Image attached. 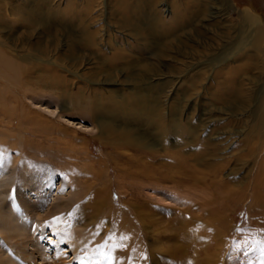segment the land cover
<instances>
[{"label":"rangeland","instance_id":"374dc122","mask_svg":"<svg viewBox=\"0 0 264 264\" xmlns=\"http://www.w3.org/2000/svg\"><path fill=\"white\" fill-rule=\"evenodd\" d=\"M147 1L56 0L55 33L30 35L18 20L4 32L12 59L29 67L17 52L39 58L23 87H9L21 124L0 118L7 200L23 194L32 204L25 236L0 240L4 260L260 264L264 208L253 198L264 200V61L251 50L211 60L238 44L222 36L238 10L251 7L264 25V0H230L228 11L216 0L198 17L200 0ZM136 4L138 29L122 28L135 25ZM162 9L156 25L151 13ZM84 13L106 33V49L88 46ZM159 46L168 56L155 54ZM168 118L170 136L159 141Z\"/></svg>","mask_w":264,"mask_h":264},{"label":"bare ground","instance_id":"6f19581e","mask_svg":"<svg viewBox=\"0 0 264 264\" xmlns=\"http://www.w3.org/2000/svg\"><path fill=\"white\" fill-rule=\"evenodd\" d=\"M55 1L56 0H21V3H17L16 0H0V118H2V119L6 118V123L9 124L10 128H12V126L15 123L20 125L21 124V121H20L21 118H20V116L16 118L15 117L16 114L12 115L13 113H11L12 112L11 109H9L7 106V103L9 101H11L9 98V95H11V91L9 90L10 89L9 87H13L14 89L23 87L24 83L28 82L29 79L32 77L31 75H28V74H30L31 71L36 69L37 65L34 63V61L39 60V58L37 57L36 54H31V53H27V54L25 53L23 55L22 54L20 55L19 52H17L14 49L15 52H17L16 56H14V57H17L23 61H26L30 65H29V67H26V66L20 64L19 62L15 61L14 59H12L10 57V54L11 55L13 54V52H12L13 49L11 48V46L9 44L10 42H8L10 37H4L3 36L4 32L6 31L9 34V32H11L12 28H13V27L12 28L9 27V24H12V22L14 20H18L21 23H24L26 27H28L27 29H28V33L30 35H32L34 32H36L37 29H43V31L48 30V31L55 33L56 32L55 27H54L55 24L53 25V23H52L53 21L51 22L49 19V14H52V13L54 14L55 11L59 10V9L58 10L53 9L56 7L59 8V6L55 5ZM87 1L90 2L92 0H87ZM200 1L204 5V7L201 10H198L197 17L199 15L200 16L201 15L202 16L208 15V13H209L208 9L209 8L207 6L209 4H213L214 2L216 3V0H200ZM153 2H154V0H152L150 3L149 2L148 3L153 4ZM217 3H219L221 10L222 9L226 10V11L232 10V2L230 0H217ZM134 7L135 8L130 9V11L134 13L136 10H138V12H135L137 14V17L135 18L136 19L135 25H133L132 22H130L129 20L126 19V20L122 21V25H120V26H122V28H126V27L130 26L133 29V31L138 29V23H137L138 18H140V16L142 17V12L140 9L141 6H139V4H136V5H134ZM163 10L164 9L159 10V11L156 10L157 13L155 12V15H152V13H151V19L150 20H152V22H154V23L160 22V19H159L160 17L158 14H161V11L163 12ZM60 11H62V10H60ZM254 12L255 11L251 7H249L248 9L238 10L236 12L237 18L234 21H232V23L230 25L226 26V30L224 29L225 30L224 35H222V36H225V37L227 36L228 38H234V40L239 39V42L237 45L232 46V50L230 52L224 51L222 53V55H220V53L217 54L215 56V58H213L211 60L212 65L216 64L217 66H219V65L223 64L224 62L228 61V59L235 57L237 54H239L238 53L239 51H244V50H246V51L251 50L253 52L252 60L258 62L259 59H262V61H264V25L262 24V18L258 15H255ZM221 14H223L222 11L220 12L219 15L222 16ZM144 15H146V14H144ZM165 16H166V14H165ZM222 17H225V16H222ZM227 18H228V16L225 17V19H227ZM74 19L76 20V18H74ZM96 20L98 21V19H96ZM222 20H223V18H222ZM233 22H235V23H233ZM195 23L196 22L193 20L187 22V28L189 30L192 29L193 25H195ZM92 24H93V22L88 19L87 13L82 14V17L80 18V24L79 25H81V27H82V30H83L82 33H85L86 36L89 38V45L88 46L95 47L96 45H99L102 47V49H106V47L108 46V42H109V40L105 37L106 33L103 32L104 30H102V31L91 30L92 26H93ZM104 29L106 30V28H104ZM134 34H135V32H134ZM70 35L71 34L68 35L69 38H70ZM124 36H126V35H124ZM37 52H39V51H37ZM40 52H41V50H40ZM154 52H155V54L158 55V57L160 56V58L163 56L164 57L168 56L166 53H164V50L160 51V46L158 49H155ZM247 56H248V54H247ZM163 59H165V58H163ZM39 63H41V62H39ZM229 72L230 73H234V72L236 73V70L230 69ZM234 80L235 79H230V82L233 84ZM6 83L9 84L8 87L5 85ZM228 87H230V86H228ZM17 92H18V90H17ZM246 102H247V100H246ZM171 122H172V120H170L168 118V122L166 123V125H163L161 127V128H163V131L159 130L158 133H155L156 138L159 141L164 140V142H166V139L169 138L170 135L168 133L170 132V130L173 127ZM165 126H167V129H168L167 131H165ZM141 145H143V143H141ZM5 167H7V168H5ZM5 167H3V168L0 167V240L1 241L3 240V242H8L10 240H16V238H21V237L25 236V231L28 230V228H27V225L23 221V218H22L23 215L22 214L24 213V211H28L29 209H31L32 204H31V201L23 194L19 198H17V196H16V197H12L11 199L7 200V197H9L8 194L11 193L13 190V188H12L13 187L12 177L13 176L11 175V173L7 172V171H9V166L5 165ZM260 184H261V182H259L258 186L254 187V189L258 190L259 187L262 188ZM255 193L257 194L258 192H255ZM260 193H261V191H260ZM43 198L44 197L42 196L41 200ZM11 201L16 202L17 204L13 205L11 203ZM253 203L255 205H257L258 207L264 208V200H263L262 196H260L258 194H257V196H255L253 198ZM39 206H41V205H39ZM50 225L52 228H55V226H56V224H51V222H50ZM22 239L25 240L24 238H22ZM60 242L67 244L66 243L67 241H65L64 238H62V240L60 239ZM38 251L41 252L42 248H39ZM2 257L3 256L0 255V264H16L17 261L19 262L18 264H26L25 261L19 259L12 252H9V254L7 256L8 260H6V259L4 260ZM60 258H63V256H61Z\"/></svg>","mask_w":264,"mask_h":264},{"label":"snow or ice","instance_id":"6c2138e0","mask_svg":"<svg viewBox=\"0 0 264 264\" xmlns=\"http://www.w3.org/2000/svg\"><path fill=\"white\" fill-rule=\"evenodd\" d=\"M3 152L4 149L0 148V167L3 166ZM111 239V237H110ZM260 264H264V242H261V261Z\"/></svg>","mask_w":264,"mask_h":264}]
</instances>
